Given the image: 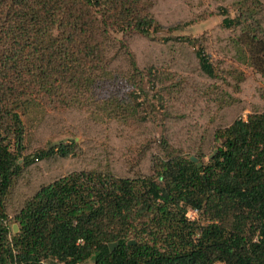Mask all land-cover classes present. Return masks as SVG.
Listing matches in <instances>:
<instances>
[{
	"label": "trees",
	"instance_id": "1",
	"mask_svg": "<svg viewBox=\"0 0 264 264\" xmlns=\"http://www.w3.org/2000/svg\"><path fill=\"white\" fill-rule=\"evenodd\" d=\"M147 1L0 0V264H264V109L218 125L205 161L203 148L193 161L164 136L148 173L60 175L14 214L16 232L8 224L5 200L32 162L22 154L23 114L88 101L141 125L150 89L168 110L167 93L180 84L176 73L140 65L128 35L185 42L203 75L222 77L198 37L157 35L161 24ZM238 5L233 15L219 7L221 28L236 31V58L264 76L263 1ZM106 85L107 95L98 97ZM73 150L59 142L34 155ZM189 209L198 217L189 218Z\"/></svg>",
	"mask_w": 264,
	"mask_h": 264
},
{
	"label": "rangeland",
	"instance_id": "2",
	"mask_svg": "<svg viewBox=\"0 0 264 264\" xmlns=\"http://www.w3.org/2000/svg\"><path fill=\"white\" fill-rule=\"evenodd\" d=\"M150 1L147 3L161 24V33L157 35L198 37L222 77L203 75L193 47L185 42L163 41L157 36L134 33L128 35V45L140 65L153 64L158 69L176 73L180 84L167 93L168 110L163 109L156 93L150 89V99L140 109L148 121L141 125L134 124V117L127 121L117 120L104 105L94 107L88 101L82 108L75 106L67 111H54L38 107L23 114L22 154L32 157V162L24 167L5 200L11 226L15 223L14 214L25 200L41 185L60 175L80 170H109L117 176L148 173L153 156L160 151L159 140L164 136L186 156L196 157L197 150L203 148L205 161L213 150L210 138L218 125L264 109V76L236 58L230 42L236 31L221 28L219 7L226 6L233 15L238 12L240 0ZM116 66L117 63L112 67ZM108 89L107 85L98 89V97H105ZM59 142L72 143L73 153L34 155ZM187 216L194 219L198 214L189 209ZM46 264L64 263L52 260ZM81 264L93 262L89 259Z\"/></svg>",
	"mask_w": 264,
	"mask_h": 264
},
{
	"label": "water",
	"instance_id": "3",
	"mask_svg": "<svg viewBox=\"0 0 264 264\" xmlns=\"http://www.w3.org/2000/svg\"><path fill=\"white\" fill-rule=\"evenodd\" d=\"M190 158H191V160H193V161H197V158L194 157V156H191ZM201 164H202L201 162H197V165H198V166H201ZM12 230H13V232H16V231L18 230V226H17L16 223H14V224L12 225ZM132 242H134V240H129V241H128V243H132ZM109 246H110V248L112 249L113 246H114V243H110Z\"/></svg>",
	"mask_w": 264,
	"mask_h": 264
}]
</instances>
